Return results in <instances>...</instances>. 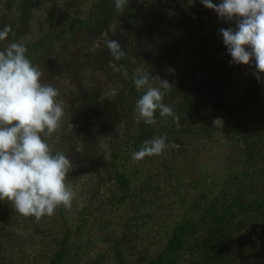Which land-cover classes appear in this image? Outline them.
I'll use <instances>...</instances> for the list:
<instances>
[{
  "label": "trees",
  "instance_id": "obj_1",
  "mask_svg": "<svg viewBox=\"0 0 264 264\" xmlns=\"http://www.w3.org/2000/svg\"><path fill=\"white\" fill-rule=\"evenodd\" d=\"M48 1L19 0L11 20L7 18L8 12L0 11V28L11 25L13 29L8 40L0 42V50L14 41L25 43L27 55L43 74V82L55 87L61 70L71 73L75 82L88 74L86 65L65 60L68 46L79 35L85 42L96 45L88 69L97 71L100 80H95L90 89L80 86L78 101L84 108L89 107L90 112L108 84L118 88L112 102L118 106L119 122L105 135L109 151L107 171L116 186L92 208L100 214V222L107 211L113 214L121 210V237L110 245L117 255L114 262L107 259L110 255L107 253L90 264H264V82L253 75L244 87V99L232 98V93L241 87L235 73L238 65L231 62L219 30L235 29L236 22L219 18L200 0H129L121 10L115 8L114 0H93L86 18L74 17L59 25L55 13H49L46 21L52 30L40 40L25 41L27 31ZM135 1H142L144 10L150 13L148 28L153 38L150 44L121 40L129 26L126 14L137 11ZM79 2L73 0L70 4ZM157 4L171 12L168 9L159 12L155 9ZM108 40L121 44L125 52L121 60H114L110 54ZM77 57L79 60L78 54ZM138 68L153 76H150L153 87H160L155 77L169 82L163 102L173 109L178 120L172 116L160 118L157 114L155 126L135 122L134 109L142 94L133 83V73ZM243 101L247 105H242ZM82 113L84 117L89 114ZM207 114L217 115L222 127L206 120ZM64 129L65 124L49 138L50 146L53 152H63L69 158L79 177L90 174L88 190L98 200L99 180L104 178L98 166L100 159L95 155L97 144L84 139L82 132ZM218 132L238 149L237 163L227 174L212 180L209 175L200 176L187 187L182 172L170 162L169 155L175 148H186L197 140L213 141ZM158 136L167 138L162 154L137 161L133 171L127 168L132 154L145 141ZM80 144L84 159L75 163L74 153ZM67 177L75 179L72 173ZM170 198H174L172 203L182 215L180 220L164 224ZM68 211L61 206L51 217L37 220L21 215L8 201H0V264L10 261L13 264L14 257L37 259L38 254L30 252L37 242L48 250L44 254L46 264L70 263L72 228L66 217ZM93 216L96 215L90 210L82 216L83 223L78 228L81 234L90 226ZM113 224L116 225L115 221L107 229ZM163 231V237H159ZM81 234L76 252L83 258L88 255L82 251ZM158 237L160 247L152 250Z\"/></svg>",
  "mask_w": 264,
  "mask_h": 264
},
{
  "label": "clouds",
  "instance_id": "obj_2",
  "mask_svg": "<svg viewBox=\"0 0 264 264\" xmlns=\"http://www.w3.org/2000/svg\"><path fill=\"white\" fill-rule=\"evenodd\" d=\"M219 18L232 22L235 29L221 28L224 45L237 65H252L258 81L264 82V0H200ZM121 10L129 0H114ZM13 33L11 25L0 28V42ZM114 60L125 52L117 40L106 41ZM23 42H11L0 50V201H8L23 216L51 217L59 207L71 209L74 193L66 178L71 161L63 152H53L49 138L62 126L63 102L54 86L43 82L42 72L27 55ZM254 61V64H253ZM150 73L138 68L133 73L137 92L135 122L155 126L160 118L174 117L163 102L170 84L151 86ZM179 119L178 117H174ZM166 136L144 142L132 154L133 161L162 154Z\"/></svg>",
  "mask_w": 264,
  "mask_h": 264
},
{
  "label": "rangeland",
  "instance_id": "obj_3",
  "mask_svg": "<svg viewBox=\"0 0 264 264\" xmlns=\"http://www.w3.org/2000/svg\"><path fill=\"white\" fill-rule=\"evenodd\" d=\"M8 1L0 0V11L8 12L9 16H7V18L11 20L15 14L16 7L19 4V0H12L9 6ZM72 1L73 0L48 1L39 13L41 16L37 18L35 23H32L29 31H27V37L25 36L24 40L28 42L31 40H40V38L45 36V33H47L49 30H52L51 25H49L46 21L48 17L47 14L49 13H55L57 16L56 21H59V25H61L60 23L62 22H69V20L74 17H80L83 19L86 18L88 12L90 11L93 0H80L79 4L76 3L73 6L71 5ZM140 2L135 1V8L137 9L136 12L132 13L131 15L129 13L126 14V20L128 21L129 26L126 25L127 27L121 36V40L124 43L150 44L153 42L150 29L148 28V22L150 21L151 16L148 10H144ZM156 6L157 7H155V9L159 12H166L168 9V7L160 6V4H157ZM155 9L153 12H155ZM168 11L171 12L169 9ZM53 31H56V29ZM68 47H70V49L67 51L68 55L65 59L67 60L66 62L69 63L76 61L80 63V65H86L88 74L85 78L76 82V79L73 78L71 73L63 72V70H61L62 72L56 76L55 88L58 89L59 99L63 102L65 108V117L62 126L65 124V128L73 133H77V131L82 132L84 139L87 138L89 140H93L94 144H97L95 155H97V157L100 159L98 166L102 168L101 177L104 178L99 180V182H101V195L98 197V200H95L93 199V192L88 190L87 186V184H91L90 178H88L90 174H87V176L84 177L81 175L82 177H79V174L76 173L78 171H76L73 166H71L69 169V173H72V177H75V179L74 181H71L68 179V177L66 178L67 183L70 184L74 193L72 207L66 214V217L70 221L69 224L72 228L71 247L69 246L72 259L68 264H90L96 258L99 259L100 255L107 253H110L107 259H109L110 262H114L117 255L111 251L112 249L110 248V245L113 240L121 237V210L113 214L111 213L113 211H107L105 214H103V217H101L100 222V214L92 207H94V205L97 206L98 201L101 202L103 198L105 200L108 191L111 190V188L114 190L116 186L115 180L107 171L109 151L106 144L105 135L108 134L109 131L119 122V117L117 115L118 106L112 102L114 96L117 94L118 88L114 85L108 84L104 89L103 97L98 100V102L94 103L93 107H90V112L89 107L84 108V104H81L78 101L79 97L77 96L80 92V86H84L85 89H90L94 85L95 80H100V74L97 71H89L88 69L90 66L89 64L92 63V54H94L96 45L92 46L89 41L85 42L83 37L78 35L74 39V42H72ZM77 54L79 55V60H77ZM254 72L255 68L252 65H238V67H236V79L238 80V83L241 85V87H239L237 92L232 93L233 99L237 101L244 99V87L248 83L251 76L254 75ZM104 81L106 80H103V82ZM245 101L242 102V105H247V102ZM72 107H75V109H73L71 112L69 110L72 109ZM82 111L89 114H85L86 117H84ZM205 118L216 126L220 128L222 127L220 118L217 115L214 116L212 114H207ZM66 129H64V132H66ZM56 142L59 143L60 140L57 139ZM75 142L78 141L75 140ZM81 147V144L78 145L77 152L74 153V159H76L75 163H78V161L81 162L84 159L82 154L83 150ZM175 149L173 154L169 155L170 162L179 169L180 173L182 172L184 181L187 183V187L191 182L197 180L200 176L204 177L205 175H209L211 178L209 180H212L217 178L219 175L225 173L227 174L228 170L232 167V165L236 164L239 159L238 149L223 139L220 132H218L213 141L205 142L202 140H197L192 142L186 148ZM156 159L158 160V158ZM130 162L131 165L127 166V168L129 167L133 171V168L138 166V162L133 161L132 159ZM73 163L74 161H72V164ZM157 171H159V169H157ZM173 200L174 198L167 200L168 207L166 208L167 212L165 215L167 220H165L164 224L176 222L181 218L182 212L176 204L172 203L174 202ZM89 210L93 211L96 216H93L92 219H90V226L84 229L83 233L81 234L78 228H80L79 226L83 223H81V219H83L82 216L88 213ZM114 221L116 225L113 224L114 226H112L110 229H107L108 225ZM164 233L165 231H163L159 237H163ZM80 234L82 236L80 238L83 245L82 251H87L88 255L83 258L79 255V252H76L78 248L77 238ZM159 240H161V238L155 239L153 241L152 250L160 247V244L158 243ZM73 244L76 245L73 246ZM30 252L32 254L33 252L36 255L38 254L37 259H35V256H29L30 258L28 259V262V260H21L20 257H14V263L46 264V256L44 255L46 252H48L46 247H40L37 242L33 246V250ZM30 252L28 251V254H31ZM3 255L4 253L2 256ZM125 256L126 258H129L128 255ZM6 261L8 262V259H6ZM7 264H11V261Z\"/></svg>",
  "mask_w": 264,
  "mask_h": 264
}]
</instances>
